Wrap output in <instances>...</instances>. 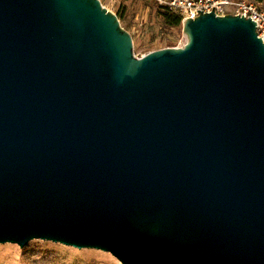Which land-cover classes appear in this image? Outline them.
<instances>
[{"label":"water","instance_id":"obj_1","mask_svg":"<svg viewBox=\"0 0 264 264\" xmlns=\"http://www.w3.org/2000/svg\"><path fill=\"white\" fill-rule=\"evenodd\" d=\"M213 10L137 57L100 0H0V243L264 264V45Z\"/></svg>","mask_w":264,"mask_h":264},{"label":"rangeland","instance_id":"obj_2","mask_svg":"<svg viewBox=\"0 0 264 264\" xmlns=\"http://www.w3.org/2000/svg\"><path fill=\"white\" fill-rule=\"evenodd\" d=\"M259 3L264 0H229ZM101 4L119 16V22L132 36L133 52L141 57L153 50L180 46L183 32L166 28L158 9L150 0H100ZM154 3V2H153ZM230 10V9H229ZM231 13V12H230ZM233 14V13H231ZM12 248L0 245V264H122L110 252L87 247H74L61 242L33 238L24 246L14 242Z\"/></svg>","mask_w":264,"mask_h":264},{"label":"built area","instance_id":"obj_3","mask_svg":"<svg viewBox=\"0 0 264 264\" xmlns=\"http://www.w3.org/2000/svg\"><path fill=\"white\" fill-rule=\"evenodd\" d=\"M158 6L166 7L181 17V23L187 18L198 16L197 9L209 12L214 7L216 15L239 14L251 18L256 23L257 36L264 45V8L259 3L229 0H150ZM230 9V10H229ZM183 44V43H182Z\"/></svg>","mask_w":264,"mask_h":264},{"label":"trees","instance_id":"obj_4","mask_svg":"<svg viewBox=\"0 0 264 264\" xmlns=\"http://www.w3.org/2000/svg\"><path fill=\"white\" fill-rule=\"evenodd\" d=\"M152 5H155L157 7L158 14H160L163 24L166 28L175 29L177 32H179L180 25H181V17L169 10L166 7L158 6L156 3L151 2ZM119 18L118 14H116Z\"/></svg>","mask_w":264,"mask_h":264},{"label":"bare ground","instance_id":"obj_5","mask_svg":"<svg viewBox=\"0 0 264 264\" xmlns=\"http://www.w3.org/2000/svg\"><path fill=\"white\" fill-rule=\"evenodd\" d=\"M185 42H186V35L184 34L181 43H185ZM0 245H3L4 249L12 248L11 244H0Z\"/></svg>","mask_w":264,"mask_h":264}]
</instances>
